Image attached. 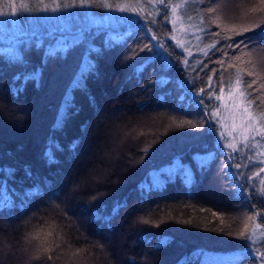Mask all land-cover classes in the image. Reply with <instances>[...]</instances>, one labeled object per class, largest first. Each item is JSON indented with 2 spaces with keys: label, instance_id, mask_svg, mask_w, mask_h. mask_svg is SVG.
Here are the masks:
<instances>
[{
  "label": "trees",
  "instance_id": "trees-1",
  "mask_svg": "<svg viewBox=\"0 0 264 264\" xmlns=\"http://www.w3.org/2000/svg\"><path fill=\"white\" fill-rule=\"evenodd\" d=\"M249 2L251 0H244L245 4ZM0 4L7 10L6 0H0ZM218 4L220 14L233 19L238 15L241 0H218ZM32 6H36L34 0ZM103 14L98 10L96 18L100 19ZM249 19L258 20L259 17L253 15ZM108 35L107 29L97 30L89 26L83 16L24 15L15 26L0 21V46L17 43L26 60L24 65L11 64L0 56V104L3 105L0 107V167L16 169L14 177L7 179L8 191L16 206L10 210L0 209V264H24L26 257L21 251L25 245L24 237L34 228L46 227L51 220L69 233L75 246L104 244L106 254L93 249L99 258L97 264H130V258H134L137 264H177L182 256L197 248L216 253L215 260L253 264L252 258L243 252L247 247L244 241L204 230L205 227H223L225 232L239 231L248 210L245 202L235 199L227 188L228 181L217 175L215 165L212 171L199 177V183L191 189H186L177 179L153 191L142 201L137 185L149 179L150 171L169 165L175 157L182 156L188 163L191 154L200 150L201 145L211 147L213 138L193 137L184 130L169 129V125L175 127L173 116L192 118L198 109L181 107L173 95L160 100L157 98L158 90H143L157 64H151L144 70L143 84H137L135 80L130 84L124 83L130 69L121 63V59L128 48L135 46V35L126 38L128 48L114 46L94 57L101 76L88 79L87 88L95 97L97 108L89 104L87 94L77 90L74 97L79 113L70 116L62 131L54 130L58 109L83 55L93 44L103 49ZM167 35L168 29L160 25L158 38L164 42ZM177 36L182 38V34ZM64 40L79 43L59 59L47 61L39 87L29 83L19 98L13 97L9 92L13 76L41 67L42 58L47 60L44 49ZM37 41H43V46L35 47ZM192 50L195 52V48ZM144 55L142 53L141 57ZM249 58L257 65L264 62V54L258 52H253ZM85 124L87 132L82 133L81 126ZM165 132L167 135L154 144L150 155L142 157L139 154V149ZM78 138L82 143L73 157L68 145ZM53 140L64 150L55 152L53 149L59 163L50 165L42 153ZM129 156L133 158L129 159ZM25 166L32 170V177L25 175ZM94 176L99 179L93 180ZM0 179H4L2 173ZM44 181L48 182L47 186L31 204L22 205L23 192L34 185L43 186ZM77 183L79 188L72 191ZM61 191L63 195L56 201L55 196ZM94 195L103 196L109 209L113 200L127 201V208L122 209L112 221L115 231L109 232L90 218L91 209H86L85 204ZM253 202L260 207L258 201L254 199ZM201 207L209 211H201ZM65 210L67 217L64 216ZM211 211L223 214V225L220 217H212ZM141 216L151 220L165 219L166 222L156 228L141 223ZM169 216L174 219H167ZM185 219H191L201 227L178 223ZM141 232L151 239L147 247L139 242ZM165 235L173 237L174 242L152 254L151 245L156 243V238ZM257 246L264 250V237L260 236V230L257 231ZM144 253L148 255L145 257ZM33 264L39 262L34 261Z\"/></svg>",
  "mask_w": 264,
  "mask_h": 264
},
{
  "label": "snow or ice",
  "instance_id": "snow-or-ice-1",
  "mask_svg": "<svg viewBox=\"0 0 264 264\" xmlns=\"http://www.w3.org/2000/svg\"><path fill=\"white\" fill-rule=\"evenodd\" d=\"M6 0L7 10L0 4V21L16 25L17 20L24 15L46 13L51 17L83 16L87 24L97 30L107 29L109 35L104 41L103 49L90 45L81 59V64L65 91L54 130L62 131L70 116L80 111L75 104L74 93L79 90L87 94L89 104L96 109V99L88 91L87 81L90 78L99 79L101 74L94 57L110 50L114 46L128 48L126 38L137 37L135 46L128 48L121 63L130 71L126 74L124 83L133 80L143 84L144 70L151 64H157L150 74L149 81L144 85V91L149 88L159 91L160 100L173 95L177 103L184 108L195 107L197 115L192 118L173 116L170 130H184L193 137H212V146L201 145V149L191 154L190 161L185 163L183 157H175L169 165L152 170L147 181L137 185V191L143 200L158 191L168 183L179 179L186 189H191L199 183V177L213 170L224 177L227 188L237 200H243L247 205L245 222L241 230L225 232L223 227H205L204 230L219 232L244 241L247 247L243 252L252 258L253 264H264V250L257 246V231L264 237V62L259 65L249 57L253 52L264 54V0H251L241 6L236 18L230 19L220 14L218 0ZM191 6V7H189ZM197 6H202L199 8ZM104 14L96 18V12ZM91 13V14H90ZM195 13V14H194ZM258 15V20L249 19ZM237 20L239 22H237ZM168 29V35L162 42L158 38L159 26ZM156 29V31H154ZM177 33L182 34L178 38ZM63 39V37L61 38ZM195 41V43H193ZM79 41L64 40L58 45H49L44 49L42 66L31 72H19L12 78L9 92L19 98L27 89L29 83L39 87L42 83L43 67L48 60H56L66 55ZM186 43L188 46L186 47ZM43 46V41H37L35 47ZM195 48V52H193ZM171 49V51L169 50ZM146 55L141 57V54ZM175 53V55H173ZM218 54V56H217ZM0 56L6 63L26 64L25 56L19 50L17 43L8 47L0 46ZM137 57H141L137 60ZM209 65H213L209 67ZM259 68V71L257 70ZM175 69V73L173 70ZM206 77V79H205ZM123 87V85H121ZM71 93V95H70ZM0 107H3L0 104ZM70 109L72 111H70ZM2 115V113H0ZM81 132H87V124L81 126ZM131 135V133H127ZM140 135H143L141 132ZM167 132L154 137L152 143L139 149L142 157L151 154L154 144L163 139ZM82 139L73 140L68 149L73 157ZM62 152L63 147L52 141L46 145L43 158L48 164H58L55 152ZM129 159L133 157L129 156ZM143 162V161H142ZM16 169L0 167L4 179H0V209L15 208L16 201L9 193L7 179L13 178ZM25 175L32 177V170L25 166ZM93 180H98L94 176ZM122 183V182H121ZM48 184L34 185L23 192L21 204L30 205L37 194ZM75 184L72 191L79 188ZM119 185L116 186L118 189ZM45 191V195H47ZM63 192L55 196L59 201ZM107 195V194H105ZM258 201L260 207L254 203ZM125 199L112 201L109 209L103 196L94 195L85 204L91 209V219L100 223L109 232L115 231L112 221L122 209L127 208ZM201 211H209L201 207ZM68 212L65 210L64 216ZM213 218L220 217L223 225V214L211 211ZM167 219H174L169 216ZM259 221V222H257ZM140 222L159 228L165 219L151 220L144 216ZM183 225L199 228L201 225L191 219L178 221ZM22 247L26 259L24 264H97L99 252L105 253V245L94 243L90 246H75L68 232L61 228L55 220L47 226L34 228L25 237ZM139 242L147 247L151 239L144 233H139ZM174 242L171 236L156 238L151 245L152 254ZM144 253L143 256H147ZM216 253L205 248L194 249L182 256L177 264H235L233 261L213 259ZM130 264H137L130 258Z\"/></svg>",
  "mask_w": 264,
  "mask_h": 264
},
{
  "label": "rangeland",
  "instance_id": "rangeland-1",
  "mask_svg": "<svg viewBox=\"0 0 264 264\" xmlns=\"http://www.w3.org/2000/svg\"><path fill=\"white\" fill-rule=\"evenodd\" d=\"M179 34H180V33H177V35H179ZM0 39H2V38H0ZM0 41H1V40H0ZM173 160H174V159H173ZM173 160H172V161H173ZM166 165H167V164H166ZM166 165H164V166H162V167H160V168H163V167H165ZM160 168H159V169H160ZM150 172H151V171H150ZM150 172H149V173H150Z\"/></svg>",
  "mask_w": 264,
  "mask_h": 264
}]
</instances>
